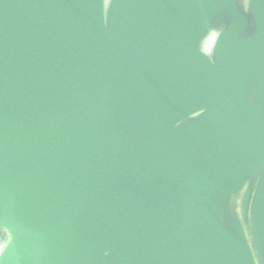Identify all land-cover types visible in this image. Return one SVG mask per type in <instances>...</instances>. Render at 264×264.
<instances>
[{
  "label": "water",
  "instance_id": "1",
  "mask_svg": "<svg viewBox=\"0 0 264 264\" xmlns=\"http://www.w3.org/2000/svg\"><path fill=\"white\" fill-rule=\"evenodd\" d=\"M0 264H264V0H0Z\"/></svg>",
  "mask_w": 264,
  "mask_h": 264
},
{
  "label": "clouds",
  "instance_id": "2",
  "mask_svg": "<svg viewBox=\"0 0 264 264\" xmlns=\"http://www.w3.org/2000/svg\"><path fill=\"white\" fill-rule=\"evenodd\" d=\"M245 10H247V8Z\"/></svg>",
  "mask_w": 264,
  "mask_h": 264
}]
</instances>
